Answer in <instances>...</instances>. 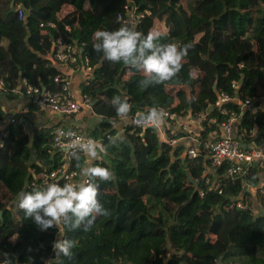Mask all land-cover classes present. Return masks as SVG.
Returning a JSON list of instances; mask_svg holds the SVG:
<instances>
[{
    "label": "trees",
    "instance_id": "16d2710c",
    "mask_svg": "<svg viewBox=\"0 0 264 264\" xmlns=\"http://www.w3.org/2000/svg\"><path fill=\"white\" fill-rule=\"evenodd\" d=\"M135 2L139 10L152 11L138 32L159 33L158 43L193 45L172 80L144 89L138 84L145 78L141 70L110 62L93 49L96 30L132 27L119 19L127 0H0V122L6 115L1 97L16 98L23 78L59 89L54 78L62 74L50 56L61 38L84 42L90 64L103 66L84 89L101 119L87 132L78 130L107 148L93 165L112 173L109 181L90 178L109 215H95L88 230L61 224L63 237L56 226L41 230L25 218L18 193L44 186L43 173L67 163L80 177L87 155L68 159L53 148L54 133L39 130L32 136L15 118L0 147V264H264V214L236 205L245 184L258 183L262 168L225 175L221 192L211 191L204 177L206 157L184 156L181 146L162 141L154 127L123 124L124 135L118 137L123 118L112 104L116 95L127 99L131 117L152 107L178 115L207 112L205 135L228 118L222 112L227 108L242 114L238 133L244 144L264 141V0ZM36 66L45 68L40 82L32 79ZM222 94L238 100L220 107ZM247 97L254 99V108L243 110ZM227 166L225 161L219 173ZM52 182L63 186L69 180L59 175ZM61 238L75 242L71 257H56L52 245Z\"/></svg>",
    "mask_w": 264,
    "mask_h": 264
},
{
    "label": "clouds",
    "instance_id": "9594fccd",
    "mask_svg": "<svg viewBox=\"0 0 264 264\" xmlns=\"http://www.w3.org/2000/svg\"><path fill=\"white\" fill-rule=\"evenodd\" d=\"M159 39V33L150 30L147 35H143L134 26H121L115 31L98 29L94 32V40L97 42L93 44V49L102 53L103 58L110 62H122L126 66L141 70L145 78L138 84L144 89L151 84L172 80L180 71L189 49L193 47L191 42L180 46L176 43H158ZM112 104L117 117H127L131 108L127 99L122 100L116 95ZM163 117L162 109L152 107L147 113L137 114V123H159ZM70 147L84 152L89 157L88 166L81 169L82 179L78 183L66 182L61 186L58 182H52L32 191L18 193V206L23 210L25 218L33 220L41 230L58 227L61 237V224L71 229L83 225L84 229L88 230L95 215H109V210L104 208L98 199L97 184L89 179H112L109 169L92 164L93 160L102 158L100 154L107 155V148L91 138L80 137L73 139ZM52 247L56 257H71L75 242L61 238L55 240ZM6 264L9 262L6 261Z\"/></svg>",
    "mask_w": 264,
    "mask_h": 264
},
{
    "label": "built area",
    "instance_id": "2783aa9c",
    "mask_svg": "<svg viewBox=\"0 0 264 264\" xmlns=\"http://www.w3.org/2000/svg\"><path fill=\"white\" fill-rule=\"evenodd\" d=\"M19 16L22 19L24 17V10L21 5H18ZM152 13L150 9L139 10L136 5L135 0H127L124 6V12L119 13V19L123 23L130 24L137 28L145 17ZM44 25V24H42ZM48 25L55 27L54 22H48ZM68 31L71 27L67 26ZM86 44L84 42H79L77 40L67 41L65 39H60L55 45V48L50 56L52 59L56 60L60 64H65L72 66L76 70H85L90 74L86 86H88L91 80L94 79L95 72L102 69V65L99 63L97 65H91L87 56H84V49ZM55 82L59 84V89L51 90L32 82L28 78H23L20 87L16 92L21 96H27L33 104L40 108H50L55 111L61 117L68 118L76 113H78L85 106L93 107L92 96L83 92L82 100L78 101L75 98V94L72 91L71 81L69 78L63 75H57L54 78ZM2 83V81H0ZM231 95L222 94L220 99L217 101V105L222 107L225 103L229 101H235ZM238 100V99H236ZM251 97H247L241 102V108L251 109L254 108V104ZM162 109L164 113L163 120L159 123L153 122L149 124H139L137 123V116H128L123 118L124 125L134 126L136 129H146L149 127H154L157 130L163 126L164 122H168L171 119H176L181 115L176 112H170L168 109ZM222 112L227 114V119L219 124L222 129V135L215 140H201L194 137V141L189 145L184 156H188L190 159H196L198 157H208L214 168H220L225 161L228 162L226 172L221 174L218 178L219 181H211L209 178L206 179V184L208 189L214 192H221V179L225 176H236L243 172L245 167L257 165L259 163H264V141L248 142L244 144L243 133L235 136V129L238 128L241 122L242 114L235 111H230L227 108H223ZM200 119L207 118V112L193 113ZM16 119H13L15 122ZM215 118L210 119L209 123H214ZM185 131H188L187 126H183ZM204 129V126H203ZM71 133V135H70ZM7 134V133H6ZM5 133L3 136L6 135ZM52 146L56 151L61 152L66 155L68 159L70 156L76 153H84L78 149H72L70 144L76 137L80 138H91L85 132H80L78 128L71 127L68 125H61L54 131ZM2 136V137H3ZM94 140V139H93ZM162 141L169 143L172 147H176L178 143V137H168L162 139ZM3 146L0 140V147ZM68 163L62 168L56 169L54 171H45L43 173V184L52 183L53 180L57 179L59 175H63L64 178L68 179L69 182L73 183V180L78 177L77 171H69ZM208 171L205 170V174ZM207 175V174H206ZM90 179V178H89ZM205 193L201 192L203 196ZM237 207L241 209L249 208L247 204L243 203L242 200L236 199ZM230 264H242L240 262H233Z\"/></svg>",
    "mask_w": 264,
    "mask_h": 264
},
{
    "label": "crops",
    "instance_id": "0c3cea01",
    "mask_svg": "<svg viewBox=\"0 0 264 264\" xmlns=\"http://www.w3.org/2000/svg\"><path fill=\"white\" fill-rule=\"evenodd\" d=\"M60 73L69 78L71 81L72 91L75 94V98L78 101L82 100L84 89L86 88V82L88 81L90 74L85 70H76L72 66L55 63ZM45 68L41 66H36L32 72V79L40 82L45 76ZM2 109L5 112L3 120L0 122V140L3 134H6V128L9 123L13 122V119L17 118L23 123L26 131L32 136L36 131L47 130L54 133L56 128L65 124L68 126H73L79 129H84L86 132L88 129L95 127L101 117L97 114L93 107L85 106L75 115L64 118L57 114L50 108H40L33 104L27 96H18L14 99H8L6 96L1 97ZM213 119V118H211ZM183 126H187L188 131L183 129ZM204 126V129H203ZM218 130H212L204 134L205 125L203 124V119L198 118L191 111L187 112L185 115H181L176 119H171L168 122H164L163 126L158 129L160 139L168 137H178V143L176 146H181L184 150V155L189 145L194 141V137L201 140H215L222 135V129L218 126ZM118 137L124 135V125L123 122L117 125ZM238 128L235 129V136H238ZM88 135V134H87ZM98 144L100 142L96 141ZM206 159H210L206 157ZM89 157L87 156L86 166ZM95 160L92 161L94 164ZM262 170L259 174V180L257 184H245L243 193L237 198L246 200V203L252 211L259 215L264 214V163H259ZM205 170L208 173L205 174ZM204 170L205 182L209 178L211 181H219L218 178L221 174L219 173V168L212 167L211 162L206 165ZM82 177H78L73 180V183H78Z\"/></svg>",
    "mask_w": 264,
    "mask_h": 264
},
{
    "label": "water",
    "instance_id": "95a60500",
    "mask_svg": "<svg viewBox=\"0 0 264 264\" xmlns=\"http://www.w3.org/2000/svg\"><path fill=\"white\" fill-rule=\"evenodd\" d=\"M12 5H13V2H12ZM188 176H189L191 182H194L195 184H197V182L192 178V176L190 175L189 172H188ZM61 178H64V176L61 175Z\"/></svg>",
    "mask_w": 264,
    "mask_h": 264
}]
</instances>
